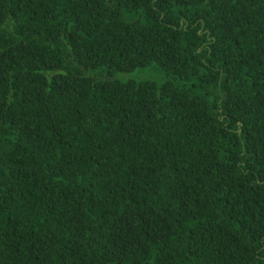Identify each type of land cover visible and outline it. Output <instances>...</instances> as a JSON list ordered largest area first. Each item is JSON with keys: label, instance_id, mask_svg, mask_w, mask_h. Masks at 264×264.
Listing matches in <instances>:
<instances>
[{"label": "trees", "instance_id": "obj_1", "mask_svg": "<svg viewBox=\"0 0 264 264\" xmlns=\"http://www.w3.org/2000/svg\"><path fill=\"white\" fill-rule=\"evenodd\" d=\"M0 264H264V0H0Z\"/></svg>", "mask_w": 264, "mask_h": 264}, {"label": "rangeland", "instance_id": "obj_2", "mask_svg": "<svg viewBox=\"0 0 264 264\" xmlns=\"http://www.w3.org/2000/svg\"><path fill=\"white\" fill-rule=\"evenodd\" d=\"M111 78L117 80L148 79L153 80L155 82H161L164 79L163 76L159 73V71L154 67V65L135 68L128 72L113 73L111 75Z\"/></svg>", "mask_w": 264, "mask_h": 264}]
</instances>
